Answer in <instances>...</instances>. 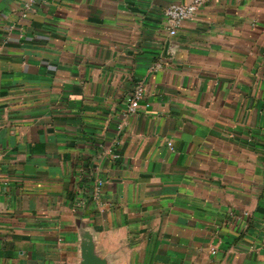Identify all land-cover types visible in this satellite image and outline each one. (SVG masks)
<instances>
[{
  "label": "crops",
  "instance_id": "0c3cea01",
  "mask_svg": "<svg viewBox=\"0 0 264 264\" xmlns=\"http://www.w3.org/2000/svg\"><path fill=\"white\" fill-rule=\"evenodd\" d=\"M189 1L0 0V264H264V0Z\"/></svg>",
  "mask_w": 264,
  "mask_h": 264
},
{
  "label": "built area",
  "instance_id": "2783aa9c",
  "mask_svg": "<svg viewBox=\"0 0 264 264\" xmlns=\"http://www.w3.org/2000/svg\"><path fill=\"white\" fill-rule=\"evenodd\" d=\"M209 0H190L188 3H171L163 10V24L164 28L170 36L177 34V31L183 26L186 21L194 19L197 10L204 6ZM35 0H24V10H30L34 5ZM24 16V14H23ZM162 68L161 62H157L149 67L150 71H156ZM144 88L143 85L138 82L131 94L129 95L126 103L125 113L134 114L139 108V103L143 99ZM167 146L170 150H173L171 141H167ZM114 158L118 157V154H113ZM103 180L96 178L93 183L92 196L94 199H98L101 193ZM214 253L215 250H212Z\"/></svg>",
  "mask_w": 264,
  "mask_h": 264
},
{
  "label": "water",
  "instance_id": "95a60500",
  "mask_svg": "<svg viewBox=\"0 0 264 264\" xmlns=\"http://www.w3.org/2000/svg\"><path fill=\"white\" fill-rule=\"evenodd\" d=\"M84 264H94V261L89 254H86Z\"/></svg>",
  "mask_w": 264,
  "mask_h": 264
}]
</instances>
